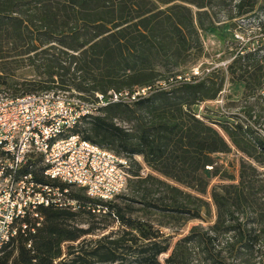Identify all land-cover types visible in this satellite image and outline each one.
Instances as JSON below:
<instances>
[{"label":"trees","instance_id":"obj_1","mask_svg":"<svg viewBox=\"0 0 264 264\" xmlns=\"http://www.w3.org/2000/svg\"><path fill=\"white\" fill-rule=\"evenodd\" d=\"M260 15L264 0H0V94L56 87L93 98L150 87L73 130L130 160L128 192L116 196L123 201L90 198L45 177L34 161L25 171L68 187L79 207H39L41 219L22 220L0 264H160L162 254L164 264H264V62L258 49L232 51L226 71L242 85V116L216 126L192 107L217 98L224 69L201 79L180 73L204 55L203 31H233L236 18ZM23 68L34 75L18 77ZM231 149L240 154L236 181L222 172L231 182L209 186L206 167L219 173L213 155ZM188 224L171 245L162 229Z\"/></svg>","mask_w":264,"mask_h":264},{"label":"built area","instance_id":"obj_2","mask_svg":"<svg viewBox=\"0 0 264 264\" xmlns=\"http://www.w3.org/2000/svg\"><path fill=\"white\" fill-rule=\"evenodd\" d=\"M261 20L262 15L235 19V54L258 49L264 62ZM234 56L209 67L195 65L185 79H201L217 68L226 70ZM149 89L110 90L95 93L93 98L59 90L16 97L0 95V250L26 228L23 219H41L39 207L71 211L79 207L69 196L68 187L39 182L25 171L32 168L34 161L45 177L79 186L90 198L107 201L122 193L130 177V160L81 138L73 130L83 118L98 114L109 103L134 101Z\"/></svg>","mask_w":264,"mask_h":264},{"label":"rangeland","instance_id":"obj_3","mask_svg":"<svg viewBox=\"0 0 264 264\" xmlns=\"http://www.w3.org/2000/svg\"><path fill=\"white\" fill-rule=\"evenodd\" d=\"M224 18V15L221 16V19ZM233 33L234 31H231L227 24H220V26L213 31H203L201 38L204 47V55L198 59L193 66L200 65L202 68L209 67L215 63L231 58L233 56L232 51L236 48V41L234 40ZM189 68V65L180 68L181 75L187 77L191 70V68ZM224 72L225 78L221 91L219 92V94H221H218L215 100L202 102L192 107L194 113H196L204 121L211 123L213 126H216L215 123L218 121H233L236 116H242L241 108L244 104V101L241 98L242 85L236 81H231L227 71L224 70ZM16 75L20 78H29L34 75V71L29 68H23L18 70ZM53 90L58 91L59 89L55 87ZM11 94L12 92L10 90H4L0 95L11 96ZM254 100V98H251L249 102H253ZM261 104L264 106V102L261 101ZM119 124L124 126L126 125L120 122ZM135 159L141 164V174H147L149 169L143 164L141 157H135ZM213 159L216 167L219 169V173L216 176L211 177V167H206L205 174L208 177L209 186L218 183L231 182V180H225L226 178L222 175V172H227L229 175H231V177L234 179L232 181L235 182L238 174V165L240 159L239 152L235 149H231V151L228 153L214 154ZM127 192L128 189L126 186L119 196L125 195ZM111 201L120 203L123 201V199L121 197H114L111 199ZM198 223L206 227L211 222L194 220L189 224ZM189 224L181 229L163 228L162 231L165 233V236H170L169 241L170 244L173 245V243L180 236L187 233ZM113 225V229H115L117 227V223H114ZM165 257L166 254H162L159 257L160 264H164Z\"/></svg>","mask_w":264,"mask_h":264}]
</instances>
